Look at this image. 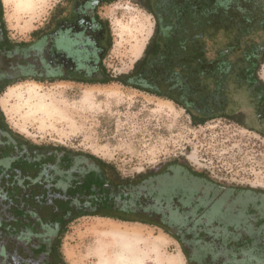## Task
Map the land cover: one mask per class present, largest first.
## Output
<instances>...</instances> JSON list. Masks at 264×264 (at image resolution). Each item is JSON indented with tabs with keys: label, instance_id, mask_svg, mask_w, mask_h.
Masks as SVG:
<instances>
[{
	"label": "rangeland",
	"instance_id": "1",
	"mask_svg": "<svg viewBox=\"0 0 264 264\" xmlns=\"http://www.w3.org/2000/svg\"><path fill=\"white\" fill-rule=\"evenodd\" d=\"M33 1L31 5L23 6L20 0H2L7 32L12 40L33 41L32 34L49 22L56 14L57 6H66L68 0ZM143 4V0H114L100 9L101 17L109 24L111 48L104 63L112 76L127 75L144 55L154 34L155 18L143 8ZM228 17V14L222 16L218 23L213 19L211 28L223 27L228 19H233ZM249 27V38L257 40L260 27L254 22ZM234 30L232 39L236 41ZM221 33L224 35L222 41L215 42L213 37L207 39L214 48L222 44L220 50L225 54L229 52L225 49L228 36L224 31ZM239 42L238 49L244 48ZM250 44L249 41L246 45ZM68 53L75 55L76 50L70 48ZM235 56L237 53H231V60ZM3 68L5 66L0 64V72ZM258 76L264 82V63ZM237 89L243 100L238 102L240 110L249 116L248 127L229 118L194 125L185 109L119 83L87 85L27 80L4 89L0 94V109L13 132L33 144H54L93 154L114 165L124 178L132 179L148 171L181 163L223 188L264 192V136L257 132L260 126L255 121L251 93L246 89ZM1 167L9 169L10 165L7 167V163L0 161ZM12 176L8 172L6 181L12 182ZM180 177L181 181H192L186 176ZM174 181L172 183L176 184ZM147 183L152 191V184ZM186 184L190 189L198 190L199 194L205 192L208 196L216 193L211 184ZM53 196L58 195L55 193ZM19 204L21 207L14 210V219L11 213L6 212L5 220L0 223V239L4 238L3 233L19 234L22 229L29 231L33 227L29 225L32 215H26L22 207L28 206L24 202ZM4 214L5 209L0 210V216ZM115 226L142 237L135 241L143 249L139 256L140 264H187V256L177 239L161 229L90 216L68 223L61 241L65 261L68 264H99L100 254L113 257L116 252L111 249L108 239L102 237L108 228ZM262 247L263 244L259 246ZM196 254L201 255L202 249L198 248ZM5 255L7 258L0 256V264H39L42 261V257H25L12 251L9 244ZM255 256L249 255L246 264L255 260L258 261L256 264H264V254L257 253ZM241 257L246 258L244 255ZM135 263H138L137 259Z\"/></svg>",
	"mask_w": 264,
	"mask_h": 264
},
{
	"label": "flooded vegetation",
	"instance_id": "2",
	"mask_svg": "<svg viewBox=\"0 0 264 264\" xmlns=\"http://www.w3.org/2000/svg\"><path fill=\"white\" fill-rule=\"evenodd\" d=\"M113 1L68 0L66 6L60 4L57 6L56 14L42 27L44 30L40 36L30 41L31 46L26 49L24 57L20 58V55L13 54L7 56L0 52V64L5 66L0 73L11 77L29 75L45 78L47 81L52 77H64L70 81L62 80L63 82L101 85L98 82L104 80L109 74L104 61L108 56L110 31L108 21L100 15V9ZM257 1L214 0L217 20L222 16L226 17V14L233 17L230 20L235 28L234 38L241 41L243 45L249 44V41L251 45L264 42V33H258L256 40L255 37V39H250L249 31L244 30V28L249 30V16L255 19L253 22L255 26L259 27L258 22L262 13L254 6ZM145 2L155 18L154 33L158 32L156 42L168 52L162 60L154 58L150 62L149 71L146 70L150 75H146L144 70L140 75L136 72L133 73L136 62L128 73L131 76L129 82L132 86L152 93L167 94L171 99L152 96L172 102L183 109L204 108L213 104L218 109L222 108L219 114L222 115L224 112L225 116L234 118L239 116L241 117L237 119L239 123L243 124V127H248L249 116L244 110H240L238 102L241 100L242 103L243 100L237 87L251 93L249 72H245V75H242L239 80L235 78L227 80L224 89L222 88L223 57L220 50L222 44L214 48L210 39L200 32L205 18L206 0H147ZM225 9L226 11H223ZM219 22L221 21L219 20ZM216 34L213 37L215 42L224 39L221 30ZM5 37L0 26V42L3 43ZM209 38L212 37L209 36ZM179 44H182L185 50L184 57L188 62L190 61L188 65L182 57L176 61L173 58L171 60L168 58L169 54L171 56L170 52L178 51ZM246 46L249 48V45ZM70 48L76 50L75 55L68 53ZM244 49L245 47L241 48L242 54L245 53ZM182 61L186 64V69L183 75L184 81L181 82L178 77H171V69L165 71L163 67L165 64H173L172 62L178 64ZM193 61H202V65L210 67L215 79L211 77L207 79L204 76L196 78V71H193L191 67L194 65ZM227 61L230 63L228 72H231L233 66L231 57ZM237 71L241 70L237 69ZM182 84L186 86L184 88L186 93L183 95L179 90L183 87ZM206 87L212 90L209 101L201 99L200 95L195 94L196 91L205 90ZM174 99L178 100L180 105L176 104ZM250 99L256 116L255 121L260 126V130L258 129L257 132L264 136V102L255 104L252 98ZM247 107L249 108V106ZM215 119L218 118L212 120ZM0 141V147L4 145L3 150L0 151L11 152V147L15 149V145L12 143L13 139L10 137L2 136ZM4 162L7 163V167L14 163L10 159ZM154 172L156 175L152 177V180H148L152 184V191H150L147 181L130 192L133 197L147 195L149 197L148 204L154 205L158 210L156 215L165 222L166 230L171 234L178 233L177 236L181 238V240H177L178 243L190 256V259H187V264H237L239 261L246 264L249 262V255L254 257L257 253H260L261 256L264 254V192L259 190L241 192L236 188H223L217 182H206L204 175H195L189 170L183 171L179 163ZM74 174L76 173L73 171H70L69 174H64L59 170L47 171L44 175L46 177L42 178L43 181L35 180L32 183L26 181L25 185L29 184L28 186L31 185L35 188V184L38 182L40 188L46 187L50 194L48 201L53 203L55 199L62 197L61 190L67 189L66 185ZM180 176L190 178L194 186L196 184L204 186L211 184L210 186L216 190L215 195L210 193L207 196L205 192L199 194L198 190L190 189L186 184L191 182L181 181L183 179ZM175 177H177L176 181H174ZM173 181L176 184L172 183ZM29 188L24 189L23 193L25 194L22 202L28 206L23 207L26 210V215H32L30 220H33L29 221V225L33 227H30L29 231L22 229L19 234L3 233L4 238L0 239V256L6 257L9 244L12 251L25 257H42L39 264H60L56 255L58 253L56 244L60 238L58 235L61 226L54 220L59 221L60 215L54 217L50 215L51 213L44 215L43 211L31 207L27 195L30 193ZM55 193L59 196H51ZM69 197L72 196L68 195L66 199ZM11 214L14 218V210ZM69 217L68 214L64 218L68 219ZM8 221L11 222L13 219H8ZM261 244L263 247L259 248ZM196 248L202 249L201 255H195ZM241 255L246 258H242ZM257 262L255 260L252 264Z\"/></svg>",
	"mask_w": 264,
	"mask_h": 264
},
{
	"label": "trees",
	"instance_id": "3",
	"mask_svg": "<svg viewBox=\"0 0 264 264\" xmlns=\"http://www.w3.org/2000/svg\"><path fill=\"white\" fill-rule=\"evenodd\" d=\"M143 1V8H145L152 14L151 10L146 6L145 1L147 0ZM263 4L264 0H258L254 4L257 10L262 13V17L258 22L261 33H264V6L262 7ZM205 5V18L202 28H200V32H203V34L207 37H214L217 35V31L221 30L224 31L226 37L228 36V44L225 49L229 50V52L222 54V88L224 89L226 84L225 82L227 80H231L233 78L239 80L240 78H242V75H245V72H249V90L251 91L252 100L255 104H262L264 102V82L259 78L258 71L261 65L264 63V42L258 45L250 44L249 48L248 46H246V44H244L243 46L245 47V53L242 54V52H240L241 49H238L240 42L237 40L234 41L232 39V30H234V27L232 21L230 20V16L228 17L230 19H228L223 27L217 26L216 24L217 27L214 26L213 28H211L213 19H216V23L219 22V20H217L216 18L214 0H206ZM223 11H226V9ZM253 21H255V19L249 16V25ZM0 26L3 29L4 36H6L5 41H3V43L0 42V52L5 53V55L7 56L9 54H13L20 55V58L24 57L26 55V49H29L31 46V42H18L10 39L6 28V22L4 20L2 0H0ZM207 27H209L210 29H208ZM43 30L44 29L41 28L34 32L32 34L33 38L37 39L43 32ZM244 30L249 31V34L251 33V27H249V30L248 28H244ZM157 37L158 32L155 31L144 51L143 57L135 64V70L133 71V73L136 72L140 75L144 70L146 75H150L146 71H149L148 68L150 67V62L154 58L162 60L164 57H166L168 50H163L160 45L157 44ZM110 48L111 41L108 43V52ZM184 51L185 50L182 47V44H179L178 51L174 50L170 52L171 56L169 54L168 58L170 60L171 58H173L174 61H176L177 59H179V57H182L184 58V62L188 65L190 61L188 62V60H186V58L184 57ZM233 52L237 53V56H235V58L232 60V71L228 72L230 63L227 60H230L231 53ZM239 55H241V57ZM225 59L227 60L224 61ZM201 62H192L194 63V65L191 67L193 68V71H196V78L199 79L200 77L204 76L207 79L210 77L212 79H215L213 70H210V67L208 66L202 65ZM172 63L174 64V66H172L173 64H165L166 67L164 66L163 69L165 71H167V69H171L172 78L178 77L179 81H184L183 75L186 69V64H184L183 61L178 64L174 62ZM237 69L241 71L238 72ZM172 74L174 75L172 76ZM130 77L131 76L129 74L120 76H112L108 74V76L104 80H101L98 83H101V85L119 83L131 88L134 87V89L143 91L150 95L164 97L165 99H171L169 95L167 96V94L152 93L132 86V84L129 82ZM245 78L247 79V76ZM0 79H2L0 80V94L4 91L5 88L27 80H32L35 82L47 81L45 78H37L29 75L11 77L7 74L1 73ZM62 80L68 79L64 77H52L49 81L61 82ZM185 87L186 86L183 85V87L179 89L182 95L186 93L184 89ZM195 94L200 95L201 99L204 98L205 100L209 101L210 96H212V90L206 87L205 90L202 89L201 91H196ZM175 101L176 104L180 105V102L178 100ZM221 109L222 108L218 109L213 104H210V106H206L204 108H187L185 110L191 116V120L194 125H202L214 118L224 117H227L230 120L241 125L239 123V120H237L241 117L236 116V118H234L231 116H225L224 112L221 115L219 114ZM241 126H243V124ZM2 136H7L13 139L12 143L15 145V149L11 147V152L8 150V152L5 151L3 153V155L5 156H3L1 154L2 151H0V161L4 162L7 159L14 161L13 165H11L9 169L4 167L0 168V195L2 198V200L0 201V210L5 209V214L3 215V217L0 216V223L5 220L4 217H6V212L10 211V213H12V210L21 207L19 203L23 201L22 199H24V189L26 190L27 187H30V193L27 195L29 197L28 203L31 207H35L37 210L43 212L49 211L51 213L50 215L53 217L56 215H60V218H58L59 221H57V219H54L55 223H58L61 226L58 235L60 238L56 244L58 248V253H56V255L60 264H68L61 252V241L64 233L66 232L68 223L76 220L77 218L85 216L102 217L106 219L109 218L111 220L123 223H139L152 227H158L171 237L176 238L177 240H181L180 236H177V232H173L171 234L166 230L165 222L160 219V216L156 215L158 210L155 209L154 205L148 204L149 197H147V195L133 197V194L130 192L131 190H134L135 187H140L148 180H152V177L156 175V172L148 171L144 174H139L132 179H128L121 176L120 172L114 165L107 163L92 154L72 150L67 147L54 144L35 145L29 140L20 136L18 133L13 132L2 110L0 109V140ZM3 148L4 145L0 147V150H3ZM179 164L182 166V169L185 172L189 170L192 171L195 175H203L195 172L187 164ZM51 170L54 172L56 170H59L64 174H69L70 171L76 173L72 175L70 182L67 183V189L63 188L61 190L60 193H62V197L55 199L53 203H50L48 201V197H50V194H48V189L46 187L40 188L38 182L37 184H35V188L31 187V185L28 186L29 184L27 183V185H25L26 181H29L30 183L35 180L43 181L44 179L42 178L46 177L44 175L47 173V171L52 172ZM8 172L12 173L13 175V181H10V183L7 182L5 178ZM204 180L206 182L210 181L208 180V178H205ZM36 188L39 189L36 190ZM57 191L59 190L57 189ZM57 195L59 196V194ZM68 195L72 197L66 199V196ZM68 214L70 215V217L68 219H65L64 217ZM183 253L185 256H187V259H190L189 254H187L185 250L183 251Z\"/></svg>",
	"mask_w": 264,
	"mask_h": 264
},
{
	"label": "bare ground",
	"instance_id": "4",
	"mask_svg": "<svg viewBox=\"0 0 264 264\" xmlns=\"http://www.w3.org/2000/svg\"><path fill=\"white\" fill-rule=\"evenodd\" d=\"M20 2L21 4H23V6H28L31 5L34 1L20 0ZM102 238L108 239L109 244H111L112 247L111 249H113L116 254L113 255V257H109L105 254H100L99 264H136L135 259L138 260L137 264H140L139 256L141 253H143V249L141 247H138V244L135 243L136 240L139 241V239L142 238L138 233H127V231H122L120 227L115 226L108 228V232H106V234H104ZM108 251L109 249H107V253ZM133 256L135 258H133Z\"/></svg>",
	"mask_w": 264,
	"mask_h": 264
},
{
	"label": "crops",
	"instance_id": "5",
	"mask_svg": "<svg viewBox=\"0 0 264 264\" xmlns=\"http://www.w3.org/2000/svg\"><path fill=\"white\" fill-rule=\"evenodd\" d=\"M93 155V154H92ZM143 225V224H142ZM145 226H148V225H145ZM148 227H152V226H148ZM156 228H158V227H156ZM158 229H160V228H158ZM162 230V229H161ZM163 231V230H162ZM167 234V233H166ZM168 235V234H167Z\"/></svg>",
	"mask_w": 264,
	"mask_h": 264
}]
</instances>
